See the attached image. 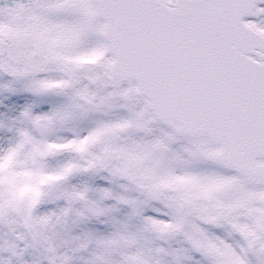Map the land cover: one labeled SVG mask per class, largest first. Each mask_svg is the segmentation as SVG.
<instances>
[{
  "label": "snow or ice",
  "instance_id": "6c2138e0",
  "mask_svg": "<svg viewBox=\"0 0 264 264\" xmlns=\"http://www.w3.org/2000/svg\"><path fill=\"white\" fill-rule=\"evenodd\" d=\"M0 264H264V0H0Z\"/></svg>",
  "mask_w": 264,
  "mask_h": 264
}]
</instances>
